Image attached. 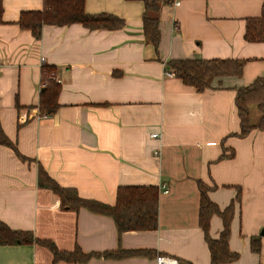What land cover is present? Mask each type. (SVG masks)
<instances>
[{
    "label": "crops",
    "instance_id": "0c3cea01",
    "mask_svg": "<svg viewBox=\"0 0 264 264\" xmlns=\"http://www.w3.org/2000/svg\"><path fill=\"white\" fill-rule=\"evenodd\" d=\"M263 3L163 4L155 47L143 31L142 0H86L88 13L125 19L122 29L45 25L40 38L19 19L43 9L44 0H3L0 121L14 145L0 144V220L64 251L149 253L54 263L48 247L18 242L0 245V264H155L158 254L212 264L200 223L202 187L221 210L233 206L229 247L239 257L225 264H264V128L241 136L235 101L237 88L264 76V42L245 38L248 18L260 16ZM184 58L245 63L240 77L215 78L199 91L166 74L168 61ZM43 65L55 67L49 79L61 85L52 114L39 107ZM255 108L253 124L260 119ZM40 167L60 185L111 205L121 187L157 186L158 228L120 235L110 216L62 208L60 197L39 185ZM223 226L213 214L209 236L219 238Z\"/></svg>",
    "mask_w": 264,
    "mask_h": 264
},
{
    "label": "trees",
    "instance_id": "16d2710c",
    "mask_svg": "<svg viewBox=\"0 0 264 264\" xmlns=\"http://www.w3.org/2000/svg\"><path fill=\"white\" fill-rule=\"evenodd\" d=\"M145 5L143 13V31L147 41L158 47L161 40L159 27V11L163 4L172 0H142ZM86 0H44L41 10L23 11L19 25L30 30L40 38L45 25H70L81 23L85 27L106 30H119L126 26L125 19L111 14H91L85 9ZM3 0H0V23L3 22ZM246 40L250 42H264V3L261 15L247 20ZM244 60L240 59H203L184 58L171 59L167 62V69L199 91L212 87L215 78L225 76L240 77L243 74ZM43 89L40 95L39 107L42 113L52 114L58 108V94L61 85L49 79L50 73L55 71L52 65H43ZM236 105L241 119V136L247 135L255 128H264V76L257 78L253 83L237 88ZM257 105L260 119L257 123L251 122L250 108ZM0 144L13 146V142L5 133L0 121ZM39 185L53 190L61 201L64 209L79 211L86 208L94 213L110 216L114 219L119 234L131 230H155L158 228L159 189L157 186H124L118 191L114 205L92 198L81 196L74 187L60 185L49 173L40 167ZM218 213L223 218V230L219 238H211L208 234L210 219ZM233 206L230 204L224 210L210 200L205 187H202L200 206V223L206 231V237L212 252V264H225L238 259L239 254L229 247ZM258 238H253V249L260 250ZM39 242L48 247L54 256V263L60 260L81 263L93 257L123 258L149 253V250H127L119 248L104 252H84L80 246L72 251L60 250L51 240L39 239L31 231L14 230L0 220V245L16 244L18 242Z\"/></svg>",
    "mask_w": 264,
    "mask_h": 264
},
{
    "label": "built area",
    "instance_id": "2783aa9c",
    "mask_svg": "<svg viewBox=\"0 0 264 264\" xmlns=\"http://www.w3.org/2000/svg\"><path fill=\"white\" fill-rule=\"evenodd\" d=\"M174 5H180V0H172ZM166 74L169 76H173L174 73L167 69ZM46 116V115H45ZM157 133L152 134L153 137H157ZM165 192H169L168 189ZM155 264H184L177 257L165 254H158L155 259Z\"/></svg>",
    "mask_w": 264,
    "mask_h": 264
},
{
    "label": "rangeland",
    "instance_id": "374dc122",
    "mask_svg": "<svg viewBox=\"0 0 264 264\" xmlns=\"http://www.w3.org/2000/svg\"><path fill=\"white\" fill-rule=\"evenodd\" d=\"M254 107H257V105H254ZM255 109H256L255 111H256L257 113H260V111H259V110L257 111L258 107H257V108H255Z\"/></svg>",
    "mask_w": 264,
    "mask_h": 264
},
{
    "label": "water",
    "instance_id": "95a60500",
    "mask_svg": "<svg viewBox=\"0 0 264 264\" xmlns=\"http://www.w3.org/2000/svg\"><path fill=\"white\" fill-rule=\"evenodd\" d=\"M262 234L264 235V230L262 231Z\"/></svg>",
    "mask_w": 264,
    "mask_h": 264
}]
</instances>
